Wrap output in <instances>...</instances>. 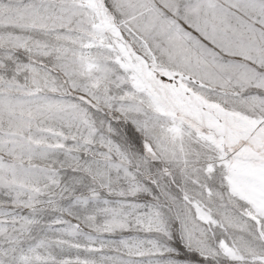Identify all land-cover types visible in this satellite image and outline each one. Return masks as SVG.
Masks as SVG:
<instances>
[{
  "label": "snow or ice",
  "instance_id": "obj_1",
  "mask_svg": "<svg viewBox=\"0 0 264 264\" xmlns=\"http://www.w3.org/2000/svg\"><path fill=\"white\" fill-rule=\"evenodd\" d=\"M0 264H264V0H0Z\"/></svg>",
  "mask_w": 264,
  "mask_h": 264
}]
</instances>
